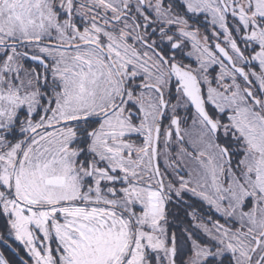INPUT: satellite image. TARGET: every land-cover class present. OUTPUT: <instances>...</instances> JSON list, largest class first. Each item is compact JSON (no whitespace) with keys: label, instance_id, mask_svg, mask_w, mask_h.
I'll list each match as a JSON object with an SVG mask.
<instances>
[{"label":"snow or ice","instance_id":"snow-or-ice-1","mask_svg":"<svg viewBox=\"0 0 264 264\" xmlns=\"http://www.w3.org/2000/svg\"><path fill=\"white\" fill-rule=\"evenodd\" d=\"M0 264H264V0H0Z\"/></svg>","mask_w":264,"mask_h":264}]
</instances>
